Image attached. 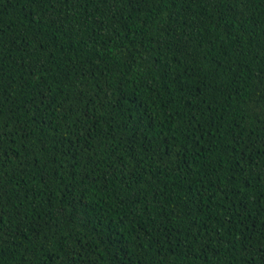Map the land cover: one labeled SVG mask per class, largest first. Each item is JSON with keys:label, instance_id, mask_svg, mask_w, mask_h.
<instances>
[{"label": "trees", "instance_id": "obj_1", "mask_svg": "<svg viewBox=\"0 0 264 264\" xmlns=\"http://www.w3.org/2000/svg\"><path fill=\"white\" fill-rule=\"evenodd\" d=\"M0 264H264V0H0Z\"/></svg>", "mask_w": 264, "mask_h": 264}]
</instances>
